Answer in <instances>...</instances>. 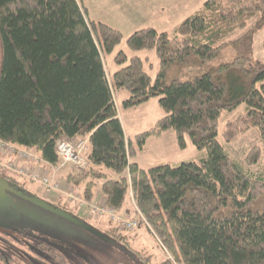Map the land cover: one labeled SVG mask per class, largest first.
Listing matches in <instances>:
<instances>
[{"label": "trees", "instance_id": "16d2710c", "mask_svg": "<svg viewBox=\"0 0 264 264\" xmlns=\"http://www.w3.org/2000/svg\"><path fill=\"white\" fill-rule=\"evenodd\" d=\"M84 1L0 0V138L54 165L60 141L88 138V168L74 167L68 182L88 202L101 185L105 206L143 226L135 205L171 256L158 264H264V177L245 171L217 139L222 113L246 104L245 114L227 123L223 140L231 143L257 128L264 143V62L253 56L255 35L264 28V0H207L180 23L174 39L154 28L132 34L130 52L153 51L159 60L154 79L146 71L148 58L122 50L113 59L118 68L107 73L106 56L123 36L90 21ZM253 18L241 37L225 41ZM227 47L236 57L213 65ZM195 68L197 74L181 79ZM117 90L130 94L126 106L157 97L164 112L136 136L138 148L173 129L181 149L187 138L207 157L147 170L130 162L136 148L125 136ZM260 157L254 146L245 163L252 166ZM127 169L133 207L127 206ZM3 176L21 190L14 176ZM111 229L91 227L92 243L67 250L21 231L1 250L0 264H151V256L131 247L130 234Z\"/></svg>", "mask_w": 264, "mask_h": 264}, {"label": "rangeland", "instance_id": "374dc122", "mask_svg": "<svg viewBox=\"0 0 264 264\" xmlns=\"http://www.w3.org/2000/svg\"><path fill=\"white\" fill-rule=\"evenodd\" d=\"M206 1L85 0L83 6L90 21L104 23L119 31L123 36L121 44L110 55L106 56L107 73H113L112 69H117L113 59L122 50L129 56L138 55L141 58H148L146 71L154 79L159 69V60L156 54L153 51H143L136 54L130 52L126 46L127 39L135 32L146 28H154L158 32H167L170 38L174 39L175 29L180 23L198 11ZM254 22L255 18L249 20L245 29H236L226 37L225 41L237 40ZM173 42L175 41L173 40ZM236 55L237 51L234 48L227 47L222 52L221 57L213 62V65L229 62ZM253 56L256 60L264 62V28L255 35ZM198 72L199 69L197 68L186 69L181 79L186 80ZM129 96L130 94L126 90H117L115 92V102L125 135L136 148V156L133 160L130 158V162L134 161L140 168L147 170L161 165L177 166L183 162H199L207 157V150H198L187 138L186 148L181 149L177 144L173 129L163 132L158 137H149L144 146L141 149L138 148L136 136L153 128L156 122L164 115V112L158 105L157 97H152L136 106H126L124 102ZM246 110V104H241L233 111L223 112L219 121L217 139L224 147L226 153L236 163H239L245 171L255 176L264 177V143L257 128H251L239 134L236 140L231 143L224 142L222 137L227 123L245 114ZM254 146L261 148L260 160L252 166H247L245 157ZM85 159L87 161V153L85 154ZM69 168H74V166L59 163L58 166L50 168L47 172V162L41 161L38 166L39 171L46 172L45 175L59 182L60 192H47L44 187L33 184L35 182H29L27 179L16 176L15 178L19 181L18 186L21 188V190H18L17 187L9 184L3 175H0V250L5 249L8 245L7 243L12 241L13 237L19 232L21 233V231H23L22 233H33L36 236H42L52 241L60 249L67 250L69 247L81 249V245L92 243V240L87 235V231L91 227L96 231L100 230L102 232L112 230L111 228L115 226V223L110 220L108 215L93 216L89 214L87 205L79 206V198L76 196L86 201L82 196L81 190L76 188L75 185L69 186L67 182H63V179L57 178V176L66 175L67 172L62 171ZM87 168L88 166L82 170ZM128 172L129 170L127 169L126 176L129 179L130 187L127 206L133 207L131 203L133 192ZM100 192L101 185H98L95 189L94 198L89 203L99 207L105 205L104 200L99 197ZM70 193L76 195L73 200H70ZM86 202L88 203V201ZM105 208L113 209L107 204ZM135 210L138 217L143 220L138 208ZM61 212L66 214L65 217L61 218L58 215ZM119 216L125 217L124 214H119ZM133 217L136 216L132 215L131 218ZM84 223L89 224L91 227L84 226ZM143 223L144 225L139 226L136 231L125 229H120V231L125 232L127 235L130 234L128 240L132 248L140 251L141 254L151 256V264H158L164 259H171L168 251L164 250L160 240L157 239L153 232L147 229L150 227L148 222L143 220ZM3 226H9L11 229Z\"/></svg>", "mask_w": 264, "mask_h": 264}, {"label": "built area", "instance_id": "2783aa9c", "mask_svg": "<svg viewBox=\"0 0 264 264\" xmlns=\"http://www.w3.org/2000/svg\"><path fill=\"white\" fill-rule=\"evenodd\" d=\"M87 151L88 139H81L76 143L63 140L57 145V155L60 163L62 165L70 164L79 169L88 166V161L85 159ZM42 160L33 151L0 138V175L17 176L25 180L27 179L29 182L39 184L47 192H60L59 183L54 181L50 176L45 175L44 172L38 170V166ZM69 196H71L70 200H73L76 195L70 193ZM76 197L79 198V206H88L89 214L93 216L108 215L110 220L121 230L135 231L139 227L137 219L130 220L125 217L122 218L115 210L110 208L106 209L105 205L99 207L93 203H87L78 196ZM134 208L136 209L137 207L134 205Z\"/></svg>", "mask_w": 264, "mask_h": 264}, {"label": "crops", "instance_id": "0c3cea01", "mask_svg": "<svg viewBox=\"0 0 264 264\" xmlns=\"http://www.w3.org/2000/svg\"><path fill=\"white\" fill-rule=\"evenodd\" d=\"M100 23H101V22H100ZM103 24H104V23H103ZM142 52H143V51H142ZM135 54H136V53H135ZM128 56H129V55H128ZM132 56H134V55H132ZM137 56H138V55H137ZM129 57H131V56H129ZM117 68H118V67H117ZM106 70H107V69H106ZM112 70H113V72H114L116 69H112ZM109 73H110V72H109ZM115 103H116V102H115ZM116 107H117V106H116ZM118 113H119V112H118ZM119 117H120V115H119ZM120 119H121V118H120ZM121 122H122V121H121ZM123 128H124V127H123ZM125 136H126V135H125ZM87 139H88V138H87ZM62 141H63V140H62ZM76 141H77V140H76ZM76 141H75V142H76ZM9 142H10V141H9ZM75 142H72V143H75ZM11 143H13V142H11ZM14 144H16V143H14ZM17 145H18V144H17ZM87 152H88V151H87ZM42 161L48 163V169H47V172H48V170H49L50 168L59 165V164H58V165H54V164H52V163H50V162H48V161H46V160H44V159H43ZM53 165H54V166H53ZM62 167H64V166H62ZM73 169H74V168H71V169L69 168L68 170H65V169H64L65 171L63 170L62 172H67V174L64 175V176H61V177H60V176H57V178H58V179H61V180L63 179V182H67V183L69 184V186H74L72 183H69V182H68V179H67L68 176H69V174L74 173V172H73ZM58 172H60V171H58ZM44 173H46V172H44ZM110 176H112L113 178H117V177H118V176H115V175H110ZM14 177H16V176H14ZM58 183H59V182H58ZM33 184H37V183H33ZM38 185H39V184H38ZM80 190H81V189H80ZM99 197H101V198L103 199V197L101 196V192H100V196H99ZM140 233L142 234V232H140Z\"/></svg>", "mask_w": 264, "mask_h": 264}, {"label": "water", "instance_id": "95a60500", "mask_svg": "<svg viewBox=\"0 0 264 264\" xmlns=\"http://www.w3.org/2000/svg\"><path fill=\"white\" fill-rule=\"evenodd\" d=\"M3 227H4V228H10V229H11V227H9V226H7V227H6V226H3ZM14 230H16V229H14Z\"/></svg>", "mask_w": 264, "mask_h": 264}, {"label": "bare ground", "instance_id": "6f19581e", "mask_svg": "<svg viewBox=\"0 0 264 264\" xmlns=\"http://www.w3.org/2000/svg\"><path fill=\"white\" fill-rule=\"evenodd\" d=\"M66 141V140H65ZM69 142V141H68ZM72 143V142H71ZM76 143V142H75Z\"/></svg>", "mask_w": 264, "mask_h": 264}, {"label": "flooded vegetation", "instance_id": "af4514ba", "mask_svg": "<svg viewBox=\"0 0 264 264\" xmlns=\"http://www.w3.org/2000/svg\"><path fill=\"white\" fill-rule=\"evenodd\" d=\"M21 236V235H20ZM0 253H1V250H0Z\"/></svg>", "mask_w": 264, "mask_h": 264}]
</instances>
